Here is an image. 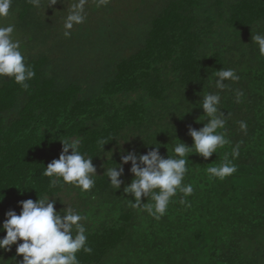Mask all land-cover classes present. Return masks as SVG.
Masks as SVG:
<instances>
[{
    "label": "trees",
    "instance_id": "16d2710c",
    "mask_svg": "<svg viewBox=\"0 0 264 264\" xmlns=\"http://www.w3.org/2000/svg\"><path fill=\"white\" fill-rule=\"evenodd\" d=\"M114 1L0 0V264H264V0Z\"/></svg>",
    "mask_w": 264,
    "mask_h": 264
},
{
    "label": "rangeland",
    "instance_id": "374dc122",
    "mask_svg": "<svg viewBox=\"0 0 264 264\" xmlns=\"http://www.w3.org/2000/svg\"><path fill=\"white\" fill-rule=\"evenodd\" d=\"M70 1H75V0H70ZM80 1V0H79ZM100 0H87V5L89 4V7H91V5H93L92 3H96V5H99V6H101V3L102 2H99ZM101 1H103V0H101ZM116 3H117V5H116ZM77 5L79 6L80 5V7H82L83 8V6H81V4L78 2L77 3ZM111 5H115L116 7H118V9L120 10V9H122L123 8V6L125 5V3H124V0H122V2H117V1H114L113 2V4H111ZM71 7H72V5H70ZM114 14H116L115 13V11H111V12H109V10H107L105 7H102L99 11H98V13H96L94 16L96 17V18H98V19H105L106 17H111L112 15H114ZM113 18V17H112ZM83 22V21H82ZM85 22V26L89 23V22H93V21H91V19L90 18H87V20H85L84 21ZM93 24H95V23H93ZM89 25V24H88ZM92 27H94V25L92 26ZM49 50H50V48H48ZM8 73V72H7ZM1 76V75H0ZM3 76H5V77H7V74H4Z\"/></svg>",
    "mask_w": 264,
    "mask_h": 264
}]
</instances>
